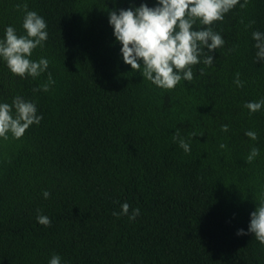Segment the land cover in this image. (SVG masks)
<instances>
[{"label":"trees","instance_id":"16d2710c","mask_svg":"<svg viewBox=\"0 0 264 264\" xmlns=\"http://www.w3.org/2000/svg\"><path fill=\"white\" fill-rule=\"evenodd\" d=\"M23 3L47 23L30 59L49 67L21 78L0 58V103L21 96L42 116L21 138H0V264H49L54 254L61 264H264V245L248 232L264 201V106L244 107L264 99L252 38L264 32V0L214 22L225 44L209 53L213 65L201 58L194 79L172 90L124 63L108 23L110 11L157 0H0V39L8 26L26 34ZM49 73L55 83L34 91ZM125 202L139 208L134 220L113 215Z\"/></svg>","mask_w":264,"mask_h":264},{"label":"clouds","instance_id":"9594fccd","mask_svg":"<svg viewBox=\"0 0 264 264\" xmlns=\"http://www.w3.org/2000/svg\"><path fill=\"white\" fill-rule=\"evenodd\" d=\"M249 0H157L154 7L141 3L135 8H121L118 11H110L108 23L113 28V35L120 42V52L124 63L131 66L132 71H139L143 78L156 86L172 90L181 80L191 82L194 79L192 68L202 62L206 67H211L214 62L210 52L224 46L225 41L220 33L214 31L211 25L217 21H223L225 14L236 7L246 8ZM16 8L24 12L22 27L25 35H17L16 29L8 26L4 37L0 39V58H2L13 75L33 79L39 77L49 67L47 58L38 61L30 59L32 52L37 47H43L48 39L47 23L45 19L35 11H29L27 3L17 4ZM197 21L203 26L195 30ZM255 21H249L246 26H251ZM252 38L256 58L264 60V32L253 31ZM142 69V71H141ZM205 69H200L203 75ZM237 73L234 83L237 87H243ZM51 73L48 74L46 83L37 90L48 91L54 84ZM264 106V99L255 102H246L244 107L250 113L259 111ZM42 116L37 114L34 102L25 100L21 96H15L12 103H0V138L8 139V133L16 139L21 138L26 130L33 124H39ZM221 130L227 132L228 125H222ZM192 136L197 133L193 132ZM202 135V133L200 134ZM252 140L257 139L254 131L245 133ZM174 139L179 140L180 147L190 152V145L179 137L177 131ZM224 143L220 148H225ZM259 149L252 148L247 157L251 162ZM47 199L48 191L43 192ZM39 212V210H37ZM140 214L139 208L131 209L128 203L121 204L119 213L114 216L128 215L134 220ZM248 232L254 234L257 241L264 245V201L250 213ZM39 224L48 227L51 220L45 215H37ZM243 229L237 230V235H245ZM49 264H61L59 255L54 254Z\"/></svg>","mask_w":264,"mask_h":264}]
</instances>
